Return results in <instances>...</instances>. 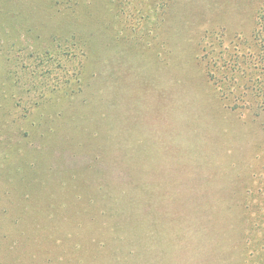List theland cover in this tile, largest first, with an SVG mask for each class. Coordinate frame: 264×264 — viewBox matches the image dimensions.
<instances>
[{"label":"trees","instance_id":"obj_1","mask_svg":"<svg viewBox=\"0 0 264 264\" xmlns=\"http://www.w3.org/2000/svg\"><path fill=\"white\" fill-rule=\"evenodd\" d=\"M0 28L4 73L34 118L3 168L18 204L109 219L95 250L107 264H264V169H226L218 148L200 141L193 156L176 139L193 112L203 137L226 110L264 131V0H0ZM68 153L87 161L67 167Z\"/></svg>","mask_w":264,"mask_h":264},{"label":"rangeland","instance_id":"obj_2","mask_svg":"<svg viewBox=\"0 0 264 264\" xmlns=\"http://www.w3.org/2000/svg\"><path fill=\"white\" fill-rule=\"evenodd\" d=\"M2 59L0 56V264H107L106 258L97 256L95 250L99 249L96 247L97 241L100 246L99 238L107 240L112 231V222L109 219L104 217L98 224L92 223L91 214L85 212L86 205L82 204L84 210L78 208L75 212L70 208L60 210L49 205V201L42 197L35 198L24 206L18 204L3 168L24 152L22 148L25 150L30 146L26 139H29L30 132L34 129L32 125L34 118L26 116L25 111L17 106L22 92L13 79L6 78L3 68L5 62ZM195 113L197 112H193L189 116L191 118H187L189 122L176 137L179 142L188 145L186 148L188 152L194 156L198 142L202 141L205 150L212 148L221 150L220 162L226 169L233 161L242 166L255 165L261 171L264 169V131L257 127L252 116L249 119L247 114L226 110L212 119L213 124L210 128L213 131L207 138L199 131L198 123L193 116ZM261 117L264 118V114ZM216 136H219V142H215ZM23 141H26V146H22ZM256 145L259 146L257 153L254 151ZM86 161V158L73 157L68 153L65 165L72 167ZM189 172L197 175L191 170ZM218 174L221 176L219 183L227 181L229 177L227 173L219 171ZM183 181V187H199V182L192 178H185ZM259 185L262 186V183ZM213 191L216 193L218 188L212 189L208 186L204 192L209 195ZM260 193L263 197L264 191ZM58 200L61 203L65 202L63 197H58ZM53 202L57 204L56 198ZM130 202L131 200L127 202L128 206ZM137 203L136 201L133 206L131 205V208L134 209ZM149 208L148 205L145 206L141 209L143 210L140 211L141 214L147 216ZM160 213L153 210L150 216L165 227L172 226L168 223L169 219ZM251 216H254V213H251ZM149 233L143 234L146 236L141 235L139 240L147 242ZM255 233L256 237H261L260 232ZM163 240L166 246L172 241L168 233L163 234ZM258 248L256 254L259 253Z\"/></svg>","mask_w":264,"mask_h":264}]
</instances>
